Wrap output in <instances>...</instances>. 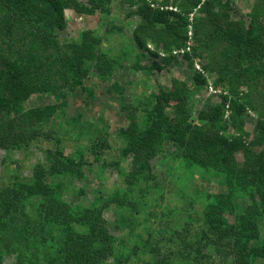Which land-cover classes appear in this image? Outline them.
Returning <instances> with one entry per match:
<instances>
[{
	"label": "trees",
	"instance_id": "obj_1",
	"mask_svg": "<svg viewBox=\"0 0 264 264\" xmlns=\"http://www.w3.org/2000/svg\"><path fill=\"white\" fill-rule=\"evenodd\" d=\"M114 3L138 16L128 51L120 48L122 53L110 55L101 47L105 35L92 29H83L79 40L61 41L58 30L67 24L66 8L98 13L105 33L118 28L123 34L125 24L117 25L112 17ZM234 13L233 0H0V148L27 151L48 142L51 157L47 164L35 162L26 175L2 161L0 247L18 252L12 264H102L113 255L115 264L122 263L103 215L108 202L70 203L63 197L71 187L66 181L85 177L94 161L102 172L117 167L120 177L107 191L110 201L120 204L116 225L120 239H132L127 257L136 259L133 263L264 264V0H253L247 13ZM188 40L184 58L176 57L172 49L185 47ZM130 55L134 62L129 64ZM146 55L160 56L161 63L143 64ZM179 60L192 69V85L173 73L170 89H140L121 105L128 126L118 132V159L101 160L111 145L108 126L96 128L93 137L83 133L79 122L77 132L63 129L68 135L59 131L60 123L52 126L69 92L79 88L82 95H94L86 83L92 73L111 81L109 91L120 92L127 84L114 78L116 69L153 71ZM195 60L204 72L195 68ZM209 77L213 87L227 93L199 109L193 120L195 95ZM37 90L51 92L60 104L26 108ZM165 143L172 144L167 154ZM68 145L72 153L66 152ZM160 154L172 165L169 177L153 163ZM212 177L223 191L205 192ZM239 195L243 205L233 201ZM28 202L38 217L26 211ZM225 210L234 217L229 219ZM52 225L61 235L52 234ZM42 232L60 242L44 263L36 252L47 239Z\"/></svg>",
	"mask_w": 264,
	"mask_h": 264
},
{
	"label": "rangeland",
	"instance_id": "obj_2",
	"mask_svg": "<svg viewBox=\"0 0 264 264\" xmlns=\"http://www.w3.org/2000/svg\"><path fill=\"white\" fill-rule=\"evenodd\" d=\"M83 1V0H81ZM235 7V16H238L240 12L247 13L252 6L253 0H233ZM116 4L114 3V11L112 17L115 18V23L117 25L125 24V28L123 34L119 32L118 28L113 33H105V24L101 23L100 15L98 13L95 14H78L73 9L66 8L64 13L66 17L67 24L63 29L58 30V34L60 36L61 41L64 42L69 40H79V33L83 29H92L97 33H101L105 35V39L101 44V47L107 50L110 55L116 56L122 53L123 50L128 51V48L133 44L130 37L132 28L135 25L136 20L138 19L137 14L134 13V9L130 8L127 5L122 6L121 9L115 8ZM134 8V7H133ZM132 12V13H131ZM131 14L130 17H127V14ZM151 43V42H149ZM152 46L151 44H149ZM122 48V49H120ZM130 52V51H129ZM146 55L143 58L142 63L145 65L150 64L152 61L157 60L161 63L160 56H151ZM134 58L130 55L129 64L133 63ZM128 61V59H127ZM173 73H176L179 77L187 81L189 84H193L191 76L192 69L187 65L184 60H179L177 63H173L167 67L162 69H154L153 71H148L145 69L141 70H132L131 67H124L122 69H116L114 71V78L118 79L120 82H124L127 85L122 91H109L108 85L111 81L107 79H100L94 73L89 75L86 80V83L90 84L93 88L94 95L92 97H88L81 94V90L76 88L74 91L69 92L67 96L66 105H60L59 110L56 112L55 117L52 120V126H58L60 123L62 126L60 128V132L68 135L67 130H63L64 128H72L73 131L77 132L78 127L75 123L79 122L78 126H83V133L89 134V136L93 137V133L96 132V128H104V126H108L109 132V141L110 148L106 150L105 154L101 156V160H107L108 158L118 159L120 155V146L122 144V140L119 138V130L122 128H126L128 126V117L127 111L121 109V105L128 101H131L132 98L138 94H140V89L144 91H148L149 89H157L162 86L165 89H170L171 87V77ZM195 99L193 102V106L191 109L193 120H196V113L199 109L205 108L207 103L212 102L214 97L208 96L207 89L203 86L195 95ZM86 98V99H84ZM61 100L57 99L51 92L45 90H37L31 92L26 101V108L30 107H41L46 104H60ZM79 118L78 121L72 120ZM253 123H249L248 126ZM50 127V124H48ZM75 127V128H74ZM68 138V137H67ZM89 140V139H88ZM66 143V142H65ZM68 144H71L72 141L70 139L67 140ZM85 143L88 146L89 143L87 139H83L81 144ZM49 146V143L41 144V146L31 147L30 150H13L7 151L0 148V177L2 174H5V165L2 163L3 159L9 164L10 167H13V170L16 172L21 171L23 175L30 174L31 168L35 162L41 161L44 164H47L51 161L50 155L46 151V147ZM42 147V148H40ZM164 149L166 150V154L168 151L172 149V144L165 143ZM73 146H66V152L72 153ZM167 155H158L156 159L153 161L155 164V168L162 173L161 176L169 177L172 172V165L167 162ZM6 157V158H4ZM90 160L93 158L88 157ZM236 158L238 163H242L243 155L238 152L236 154ZM19 160V163L18 161ZM99 162H93V169L89 167L86 168L85 177L78 178L74 182L66 181V185L69 187V192H64L63 197L70 203L79 202V203H92L95 201H100L98 205L105 201L108 202V205L105 206L103 210L104 218L107 220V224L110 228V231L116 236V246H115V255L117 258L122 260L121 264H136L133 263L136 259H132L131 257H127V245L129 244L131 238L128 239H120L121 230L119 226L116 225V210L119 207V203L111 202L110 193L107 191L108 185L111 182H116L120 177L117 167L108 166L105 172L97 169ZM124 166L128 170L130 166L129 159L124 160ZM3 181V182H2ZM6 183L5 180L1 178L0 183ZM204 189L206 193H214L220 192L224 190V187L217 181V179L212 177L210 180L205 182ZM242 195V194H241ZM234 196L233 201L236 205H243L242 197ZM30 201V200H29ZM124 202V201H123ZM123 205H127L124 204ZM199 204L201 201L198 202ZM198 204V205H199ZM127 208V207H126ZM26 211L35 213L38 217L37 211H33L30 202L26 205ZM128 209V208H127ZM202 213V211H201ZM200 213L197 216V220L200 219L202 214ZM224 214L232 219L234 216L231 212L225 210ZM34 215V214H33ZM180 217H184L185 213H179ZM126 229V228H125ZM128 230V229H126ZM44 231H47L45 228ZM58 228L55 225H52V234L57 237L61 235L58 232ZM135 234V232H133ZM42 235L46 236L47 232H42ZM136 235V234H135ZM40 238V237H39ZM46 242L43 245L39 246V250L36 251L40 257V263H44V257L47 254H52L55 249L58 247L57 244L60 245V242H54L50 239V237L46 236ZM34 245L30 248L33 250ZM5 251L3 254L4 264H12L16 261L18 257V252L15 250H8L0 247V251ZM31 256V253L27 251V258ZM106 262L102 264H115V257L109 256Z\"/></svg>",
	"mask_w": 264,
	"mask_h": 264
},
{
	"label": "built area",
	"instance_id": "obj_3",
	"mask_svg": "<svg viewBox=\"0 0 264 264\" xmlns=\"http://www.w3.org/2000/svg\"><path fill=\"white\" fill-rule=\"evenodd\" d=\"M193 15H194V12H192V13L189 14L190 20H192ZM189 26H191V25H189ZM190 28H191V27H190ZM191 37H192V29L189 30V38H191ZM186 43H187V44H186L185 47H181V48H175V49H173V53L176 54V55H177L178 57H180V58H184V57H183V53H184L186 50H189V48H190V44H189L190 41L188 40ZM194 66H195V68L200 69L202 72H204L203 69H202V67H201V65L198 63V61H196V60L194 61ZM211 80H212V78L209 77L208 84H207V87H206V89H207V93H208V94H212V95H214L215 97H219L218 94H220L221 90H217V89H215V88L212 86V84H211ZM223 93H226V91H223Z\"/></svg>",
	"mask_w": 264,
	"mask_h": 264
},
{
	"label": "clouds",
	"instance_id": "obj_4",
	"mask_svg": "<svg viewBox=\"0 0 264 264\" xmlns=\"http://www.w3.org/2000/svg\"><path fill=\"white\" fill-rule=\"evenodd\" d=\"M167 7H169V8H173V9H175V10H177V8L176 7H172V6H167ZM189 25H191V24H189ZM188 25V26H189ZM191 27V28H190ZM190 29H192V26H189V30ZM188 33H189V31H188ZM148 47L149 48H152L149 44H148ZM175 48H178V47H175ZM175 48H173V49H175ZM173 49H172V53H173ZM174 54V53H173ZM176 57H178L177 55H176ZM185 60V59H184ZM215 88V87H214ZM215 89H217V88H215ZM217 90H221V92H220V94H218L219 95V97L221 96V94L223 93V91H226V93H227V89H217ZM226 93H223V94H226ZM212 94H208V96H211ZM212 97H214V99L215 100H218L219 99V97H215L214 95H212Z\"/></svg>",
	"mask_w": 264,
	"mask_h": 264
}]
</instances>
